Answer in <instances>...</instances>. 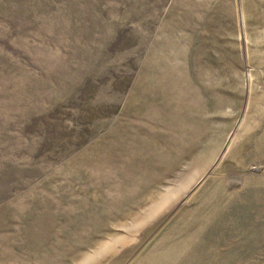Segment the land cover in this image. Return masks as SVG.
Segmentation results:
<instances>
[{"label": "rangeland", "instance_id": "1", "mask_svg": "<svg viewBox=\"0 0 264 264\" xmlns=\"http://www.w3.org/2000/svg\"><path fill=\"white\" fill-rule=\"evenodd\" d=\"M0 264H264V0H0Z\"/></svg>", "mask_w": 264, "mask_h": 264}]
</instances>
